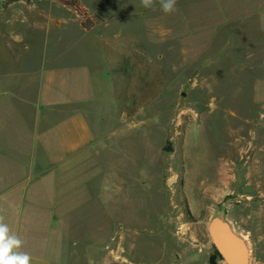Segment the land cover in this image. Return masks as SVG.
<instances>
[{
  "label": "rangeland",
  "instance_id": "1",
  "mask_svg": "<svg viewBox=\"0 0 264 264\" xmlns=\"http://www.w3.org/2000/svg\"><path fill=\"white\" fill-rule=\"evenodd\" d=\"M61 1L0 0V150L18 153L19 96L63 62L87 63L78 107L100 136L38 187L54 203L36 209L28 245L51 264H225L207 233L219 213L264 264V0H177L172 13L79 0L101 18L87 29ZM15 171L0 157V174Z\"/></svg>",
  "mask_w": 264,
  "mask_h": 264
},
{
  "label": "crops",
  "instance_id": "2",
  "mask_svg": "<svg viewBox=\"0 0 264 264\" xmlns=\"http://www.w3.org/2000/svg\"><path fill=\"white\" fill-rule=\"evenodd\" d=\"M87 50L86 46L83 51ZM86 68V62L43 67L35 98L19 96L30 122L26 126L22 119L23 125L17 127L20 150L14 155L0 150V157L16 169L15 173L0 174V222L8 226L10 235L20 239L17 251L27 254L30 264H51L48 256L28 245L29 239L35 237L34 224L39 221L36 209L54 203L52 196L49 200L40 199L38 187L46 182L53 184L55 172L72 159L92 154L90 148L100 138L88 127L85 114L78 107L88 100ZM7 94L0 90V103ZM73 104L77 106L69 109ZM257 108L264 110V101L258 102ZM260 116L258 123L262 124L264 113Z\"/></svg>",
  "mask_w": 264,
  "mask_h": 264
},
{
  "label": "water",
  "instance_id": "3",
  "mask_svg": "<svg viewBox=\"0 0 264 264\" xmlns=\"http://www.w3.org/2000/svg\"><path fill=\"white\" fill-rule=\"evenodd\" d=\"M207 233L210 244L225 264H249L248 242L226 216L212 214L207 222Z\"/></svg>",
  "mask_w": 264,
  "mask_h": 264
},
{
  "label": "clouds",
  "instance_id": "4",
  "mask_svg": "<svg viewBox=\"0 0 264 264\" xmlns=\"http://www.w3.org/2000/svg\"><path fill=\"white\" fill-rule=\"evenodd\" d=\"M176 2L177 0H159L164 13L174 12ZM141 4L144 8L151 9L155 7V0H141ZM20 245V239L15 235H10L8 226L0 222V264H30V257L17 251Z\"/></svg>",
  "mask_w": 264,
  "mask_h": 264
},
{
  "label": "trees",
  "instance_id": "5",
  "mask_svg": "<svg viewBox=\"0 0 264 264\" xmlns=\"http://www.w3.org/2000/svg\"><path fill=\"white\" fill-rule=\"evenodd\" d=\"M63 4L76 11L81 18V26L82 28L91 27L96 21H100L101 18L95 14L88 12L79 2V0H62ZM107 57V56H106ZM108 58V57H107ZM219 258L217 251L214 249V253L212 254V261Z\"/></svg>",
  "mask_w": 264,
  "mask_h": 264
},
{
  "label": "built area",
  "instance_id": "6",
  "mask_svg": "<svg viewBox=\"0 0 264 264\" xmlns=\"http://www.w3.org/2000/svg\"><path fill=\"white\" fill-rule=\"evenodd\" d=\"M76 12V11H75ZM89 12V11H88ZM77 13V12H76Z\"/></svg>",
  "mask_w": 264,
  "mask_h": 264
}]
</instances>
